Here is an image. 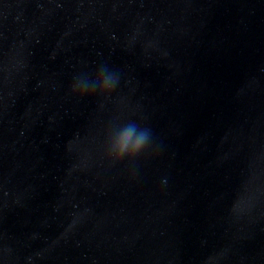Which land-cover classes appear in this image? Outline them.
<instances>
[{
    "label": "water",
    "instance_id": "obj_1",
    "mask_svg": "<svg viewBox=\"0 0 264 264\" xmlns=\"http://www.w3.org/2000/svg\"><path fill=\"white\" fill-rule=\"evenodd\" d=\"M0 264H264V0H0Z\"/></svg>",
    "mask_w": 264,
    "mask_h": 264
},
{
    "label": "clouds",
    "instance_id": "obj_2",
    "mask_svg": "<svg viewBox=\"0 0 264 264\" xmlns=\"http://www.w3.org/2000/svg\"><path fill=\"white\" fill-rule=\"evenodd\" d=\"M115 76L114 74L107 70L104 75V85L106 87L110 86L114 89L115 87ZM87 88V83L84 82V88H77L73 86V92L78 93L80 96L85 94V90ZM90 94V93H89ZM122 151L123 149H127L129 146L133 153H140L147 146L151 145V132L148 128H142L139 131L137 130V126L129 127L124 136L121 139Z\"/></svg>",
    "mask_w": 264,
    "mask_h": 264
}]
</instances>
